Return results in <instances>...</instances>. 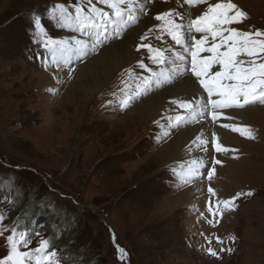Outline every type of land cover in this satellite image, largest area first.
<instances>
[{"label": "rangeland", "instance_id": "374dc122", "mask_svg": "<svg viewBox=\"0 0 264 264\" xmlns=\"http://www.w3.org/2000/svg\"><path fill=\"white\" fill-rule=\"evenodd\" d=\"M232 2L246 14L233 27L264 31V1L260 10ZM76 6L89 5L87 0H0L3 224L32 235L30 248L49 240L59 264H264V103L241 108L242 123L254 138L233 132L236 139L222 163L215 164L214 157L191 175V152L163 151L173 147L175 118L185 110L163 104L161 115L136 118L138 107L158 94L151 90L155 85L142 86L150 73L139 62L155 71L159 66L140 46L160 42L152 35L141 40L147 33L142 32L133 61L115 68L90 94L79 86L84 78L77 77L79 68L104 45L135 31L93 46L95 35L78 30ZM112 27L101 38L113 36ZM78 40L88 41V48L80 50ZM225 200L231 201L228 207ZM118 247L125 250L123 259Z\"/></svg>", "mask_w": 264, "mask_h": 264}, {"label": "snow or ice", "instance_id": "6c2138e0", "mask_svg": "<svg viewBox=\"0 0 264 264\" xmlns=\"http://www.w3.org/2000/svg\"><path fill=\"white\" fill-rule=\"evenodd\" d=\"M87 2V9L82 6L74 9L77 27L81 32L94 34L98 41L109 25L119 28L121 24L139 22L136 11L146 15L148 4V0H99L100 4L110 9L106 11L97 7L93 0ZM173 3L175 6L168 10L154 9V20L160 23L148 28L147 33L141 36V40H144L152 35L162 46L153 47L149 43L140 47L147 49L148 59L154 64L174 67H160L159 71H155L140 61V68L150 73L142 79L143 88L147 89L153 83H170L173 79L184 78L185 90L189 91V95L172 101L186 113L176 116L178 122L199 121L201 117H210L211 122H217L225 109L243 108L257 101L264 103V31L250 32L233 27L242 24L246 14L232 0H173ZM57 7L67 11L64 5ZM62 43L48 41V44ZM76 43L82 51L88 48V41L78 40ZM221 126L254 138L250 129L228 123ZM211 137V141L200 136L196 140L201 146L214 142L217 153L229 151L215 132L211 133ZM196 163L193 162L194 165ZM221 163V160L215 159V164ZM214 171L213 167L207 172L209 179ZM197 174L198 169L193 167L191 175ZM208 191L212 193L213 189L209 188ZM230 203L229 200L223 201L225 207ZM209 211L212 212L211 206ZM212 214L216 215L215 212ZM4 219L0 215V237L4 238L6 245V254L0 256V264H59V257L50 250L49 240L40 239L37 247L30 248L32 235L27 231H18L16 227L9 229L3 224ZM217 242H221L218 237ZM208 252L217 255L211 248ZM118 253L121 259L126 256L123 248L118 247Z\"/></svg>", "mask_w": 264, "mask_h": 264}, {"label": "bare ground", "instance_id": "6f19581e", "mask_svg": "<svg viewBox=\"0 0 264 264\" xmlns=\"http://www.w3.org/2000/svg\"><path fill=\"white\" fill-rule=\"evenodd\" d=\"M233 1H235L237 4H246L249 8L253 7L255 9L260 10V7H262V3L264 0ZM174 6L175 5L173 3V0H168V2H165V0H148L146 15H141L139 11H136L135 13L139 17V22L132 24H121L119 28L113 26V36L101 38V40H97L93 46L96 45V47H99L104 43H108L114 40L115 37H119L122 35L124 36L127 30H133L135 32L134 34L132 32L126 34V37L122 40L113 41L104 45L98 55L84 63V65L79 68L80 75H77V77L79 78L84 77L83 79H80L79 86H82L81 88L85 89V91L89 89L88 91H90L91 94L95 90H97L105 81H107V79H109L110 75L112 74V71L115 68H117L121 64L133 61L134 55L136 54V42L138 41L139 36H141V33L147 32L148 28L152 27L154 24L160 23L154 20V16L156 15V11H154V9L168 10L169 8H172ZM200 7L204 6L201 5ZM192 11H195V9H193ZM261 14H264V10L261 12ZM131 34L133 35L129 36ZM160 67L171 68L174 67V65L159 66V70ZM47 83L49 84L50 80H48ZM180 83H184V78H181L180 80L173 79L170 83H153L152 85H158V87H151V90H158V94H150L152 96H150L145 101V104H143L144 106L142 105L138 107L137 117L134 115L131 117H149L154 115L155 113L161 115V113L166 110L165 108L161 107V105L163 104H168L170 109L177 108V110H179V107L172 103L173 99L176 98L175 95L179 93L181 98H185L189 95V91L185 90V85L181 86L182 89L179 88V90L172 89ZM259 112V109H256L255 113ZM223 113L224 115L220 116L217 122H211L210 117H201L199 121H180L178 124L177 136L175 135L176 141L174 142L173 147H171L170 149L166 148L163 151L171 152L173 150L175 155L184 154L188 151L191 152L192 157L188 160L190 172L193 167H196L198 169V172L204 170L205 167L207 168V166L209 165L210 160H212L214 157L219 160L224 158L227 154H230V151L232 149V142L235 141L236 136L232 134L234 131H232L230 128H224L221 125L224 123H228L239 128H245V124H243L242 121H246V115L245 111L241 108L225 109L223 110ZM207 120L210 121L211 124L209 123L210 125L205 126L203 123ZM211 129L212 132L210 131ZM213 132L216 133L220 142L229 149L228 152L217 153L215 151L214 142L201 146L200 142L196 140V137L200 136L202 139L211 141V133ZM194 161H197L198 163L194 165Z\"/></svg>", "mask_w": 264, "mask_h": 264}, {"label": "trees", "instance_id": "16d2710c", "mask_svg": "<svg viewBox=\"0 0 264 264\" xmlns=\"http://www.w3.org/2000/svg\"><path fill=\"white\" fill-rule=\"evenodd\" d=\"M21 200V199H20Z\"/></svg>", "mask_w": 264, "mask_h": 264}]
</instances>
